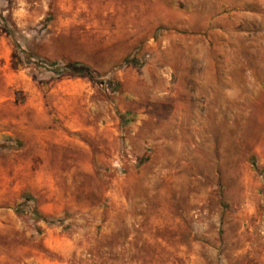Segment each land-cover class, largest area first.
Returning <instances> with one entry per match:
<instances>
[{
	"label": "rangeland",
	"instance_id": "rangeland-1",
	"mask_svg": "<svg viewBox=\"0 0 264 264\" xmlns=\"http://www.w3.org/2000/svg\"><path fill=\"white\" fill-rule=\"evenodd\" d=\"M0 264H264V0H0Z\"/></svg>",
	"mask_w": 264,
	"mask_h": 264
},
{
	"label": "trees",
	"instance_id": "trees-1",
	"mask_svg": "<svg viewBox=\"0 0 264 264\" xmlns=\"http://www.w3.org/2000/svg\"><path fill=\"white\" fill-rule=\"evenodd\" d=\"M71 67H76V66H80V64L78 62H72L70 64Z\"/></svg>",
	"mask_w": 264,
	"mask_h": 264
}]
</instances>
